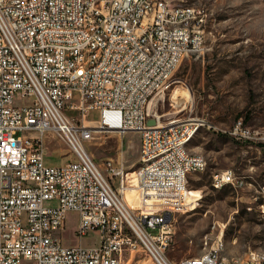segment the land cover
I'll return each mask as SVG.
<instances>
[{"label":"built area","instance_id":"built-area-1","mask_svg":"<svg viewBox=\"0 0 264 264\" xmlns=\"http://www.w3.org/2000/svg\"><path fill=\"white\" fill-rule=\"evenodd\" d=\"M205 15L171 0H0V264H131L139 251L150 264H171L173 210L193 168L206 167L203 155L184 151L191 129L226 134L264 156V127L242 117L228 127L202 118L162 122L149 106L180 61L202 50ZM91 110L96 120L87 119ZM98 131L139 133L145 169L134 172V189L142 206L125 200L131 179L123 161L108 159L104 175L85 150ZM45 134L72 159L46 164ZM221 182L246 191L247 210L264 217V174L257 183L232 168L213 172L212 186ZM166 196L175 204L146 203ZM69 211L78 215L79 238L97 233L95 246L62 244ZM220 235L204 236L203 253L177 264H264V249L221 257Z\"/></svg>","mask_w":264,"mask_h":264},{"label":"rangeland","instance_id":"rangeland-1","mask_svg":"<svg viewBox=\"0 0 264 264\" xmlns=\"http://www.w3.org/2000/svg\"><path fill=\"white\" fill-rule=\"evenodd\" d=\"M171 1L204 9V42L200 52L180 61L170 85L153 98L150 108L162 122L202 118L228 127L242 117L251 126L264 127V0ZM67 114L79 123L76 111L69 110ZM93 117L94 113L90 119ZM26 135L33 136L31 132ZM139 138V133L134 131L126 132L123 137L117 132L99 131L83 145L104 175L108 159L123 161L132 187V182L136 183L134 172L143 170L139 162ZM189 143L187 150L203 155L206 167L188 175L190 190L182 197V206L173 210V235L166 258L171 264H177L183 258L198 256L203 253L204 236L218 233L224 246L222 255L226 258L244 256L248 249L263 251L264 217L247 210L248 193L236 194L230 185L215 188L211 175L232 168L237 174H251L258 183L264 174V156L255 148L205 127L197 130ZM44 146L48 164L60 165L73 157L68 147L53 134H45ZM111 183L115 187L117 177H112ZM193 196L199 198L196 200ZM126 200L136 207L145 203L133 189L126 192ZM146 203L175 204L170 196L147 199ZM77 222L76 212L66 213L65 226L59 234L62 244L95 246L97 233L90 232L79 238ZM134 259L138 262L131 264H150L141 251ZM21 264H30V261L22 260Z\"/></svg>","mask_w":264,"mask_h":264},{"label":"bare ground","instance_id":"bare-ground-1","mask_svg":"<svg viewBox=\"0 0 264 264\" xmlns=\"http://www.w3.org/2000/svg\"><path fill=\"white\" fill-rule=\"evenodd\" d=\"M204 126H195L191 129L190 131V135L188 137L185 138V141H184V151L185 152H189L187 150V144L189 143V141L191 140V138L194 136V134L197 132V130H199L200 128H202ZM99 132V131H98ZM232 138V137H231ZM233 139V138H232ZM190 144V143H189ZM194 155V154H193ZM142 166H143V169H145V162H141ZM205 168H193V173L195 172H200V171H203ZM142 170V169H141ZM133 186L132 187H129L126 189V191L124 192V197H125V200H126V192L130 189H134V185L136 184L135 182H132ZM222 185H230L232 187V183L231 182H221L220 183V186ZM127 201V200H126ZM172 209V208H171ZM262 216V215H261ZM221 239L220 238V250H221V257L225 258V259H229V260H237V259H240V257H231V258H226L222 255V252L224 250V246L221 244ZM253 253L255 256H263V251H257V250H253Z\"/></svg>","mask_w":264,"mask_h":264},{"label":"crops","instance_id":"crops-1","mask_svg":"<svg viewBox=\"0 0 264 264\" xmlns=\"http://www.w3.org/2000/svg\"><path fill=\"white\" fill-rule=\"evenodd\" d=\"M93 113L95 114V117H93V118L90 119V115L93 114ZM97 117H98V114H97V111H95V110H91V111H89L88 114H87V119H88V120H96ZM45 155H46V154H45ZM44 161H45V157H44ZM45 163H46V161H45ZM46 164H48V163H46ZM48 165H52V164H48ZM60 165H61V164H60Z\"/></svg>","mask_w":264,"mask_h":264},{"label":"water","instance_id":"water-1","mask_svg":"<svg viewBox=\"0 0 264 264\" xmlns=\"http://www.w3.org/2000/svg\"><path fill=\"white\" fill-rule=\"evenodd\" d=\"M146 124L147 125H153V124H155V120L153 118H148Z\"/></svg>","mask_w":264,"mask_h":264}]
</instances>
